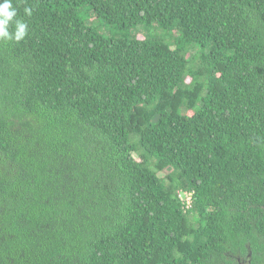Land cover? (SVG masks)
I'll list each match as a JSON object with an SVG mask.
<instances>
[{
  "label": "trees",
  "instance_id": "trees-1",
  "mask_svg": "<svg viewBox=\"0 0 264 264\" xmlns=\"http://www.w3.org/2000/svg\"><path fill=\"white\" fill-rule=\"evenodd\" d=\"M12 3L0 264H264V0Z\"/></svg>",
  "mask_w": 264,
  "mask_h": 264
},
{
  "label": "clouds",
  "instance_id": "clouds-1",
  "mask_svg": "<svg viewBox=\"0 0 264 264\" xmlns=\"http://www.w3.org/2000/svg\"><path fill=\"white\" fill-rule=\"evenodd\" d=\"M27 16H31V9L25 8ZM17 10L12 0L0 2V40L21 41L27 35L28 25L21 19H17ZM10 28L12 29L10 31Z\"/></svg>",
  "mask_w": 264,
  "mask_h": 264
},
{
  "label": "built area",
  "instance_id": "built-area-1",
  "mask_svg": "<svg viewBox=\"0 0 264 264\" xmlns=\"http://www.w3.org/2000/svg\"><path fill=\"white\" fill-rule=\"evenodd\" d=\"M180 198L187 203V206H191L192 204V194L182 191L180 192Z\"/></svg>",
  "mask_w": 264,
  "mask_h": 264
},
{
  "label": "flooded vegetation",
  "instance_id": "flooded-vegetation-1",
  "mask_svg": "<svg viewBox=\"0 0 264 264\" xmlns=\"http://www.w3.org/2000/svg\"><path fill=\"white\" fill-rule=\"evenodd\" d=\"M251 253L248 254L247 258H238L237 259V264H252V260H251Z\"/></svg>",
  "mask_w": 264,
  "mask_h": 264
}]
</instances>
